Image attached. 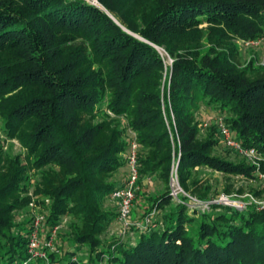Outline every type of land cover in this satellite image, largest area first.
I'll return each instance as SVG.
<instances>
[{"label":"trees","instance_id":"1","mask_svg":"<svg viewBox=\"0 0 264 264\" xmlns=\"http://www.w3.org/2000/svg\"><path fill=\"white\" fill-rule=\"evenodd\" d=\"M96 1L0 0V133L19 140L27 162L0 141V264L29 258L31 227L13 214L30 201L29 166L41 170L37 192L51 200L47 222L73 215L74 241L88 247L86 258L49 252L52 264H264V208L221 206L194 218L169 196L173 163L180 186L202 199L210 186L201 167L255 177L246 161L213 152L215 127L201 137L195 114L203 103L226 113L264 158V65L254 75L251 62L238 67L231 41L261 36L264 0ZM127 128L138 143V184L156 176L168 189L137 190L134 204L146 200L141 219L151 222L135 226L134 244L104 242L117 217L104 201L126 182L116 173L127 166Z\"/></svg>","mask_w":264,"mask_h":264},{"label":"rangeland","instance_id":"2","mask_svg":"<svg viewBox=\"0 0 264 264\" xmlns=\"http://www.w3.org/2000/svg\"><path fill=\"white\" fill-rule=\"evenodd\" d=\"M88 3L98 5L96 0H86ZM102 8V7H101ZM103 9V8H102ZM195 38V36H193ZM236 48L235 52V62L237 66L243 68L247 66L251 62V66L253 68L252 71H249L250 75H254L255 72L264 65V41L260 42L258 45H244L239 39L231 40ZM160 53L165 67H168L172 63V58L169 53L165 50L164 47H155ZM165 76V72H164ZM217 114V110L210 105L203 103L195 116L200 121L203 122L205 120H209L212 115ZM226 117L228 116L226 113H223ZM120 125H125L124 118L118 119ZM213 121L210 119L208 125L204 128L200 129V136H205L208 132L213 131L217 134L216 129H213ZM213 129V130H212ZM126 137L131 138L132 131L127 128L126 129ZM0 141L4 145V151L8 156H20L21 159H24V162L27 164L25 160L26 150L22 147L19 140L16 138H7L0 133ZM129 147L127 148L125 155H127ZM213 152L219 156L225 157L229 160L238 162V161H246L249 165L255 167V164L246 160L244 157L233 153L232 151L225 148L221 143L217 144L214 148ZM29 165V164H28ZM127 166L121 168L116 173V177L119 179H125L127 177ZM197 176L201 180L203 184H208L210 186L209 196L207 198H214L218 195H228L231 194L232 197L237 198L239 195L249 193L253 196L258 197L259 200H264V185L260 180L250 181L244 177L239 175H226L221 172L215 171L208 167H201L197 171ZM41 180V170H37V168H33L32 166L28 168V179H27V192L26 195L30 196V201L28 204L24 205L21 208H17L13 211L14 214V222L17 226L26 225L31 227L32 224L38 219H40V227H39V239L44 242L45 239L53 238V244L55 249L50 252H54V259L64 258L65 250L69 251L68 258L72 256H77L78 258H86L88 253V247L86 244H77L74 241L75 229L76 226H80V222L73 215L64 216L56 225H51L47 222V218L51 212L49 206L51 205L50 198H46L43 195L37 192V184ZM146 182V183H145ZM145 183V186H144ZM140 189L143 188L145 192V196H153L158 195L161 192L168 189L166 188L159 177L153 176L151 178H146L141 184H139ZM144 186V187H143ZM226 188L228 191H226ZM241 198V197H238ZM242 200H247L248 197L245 196L241 198ZM142 201L146 200H137L134 204V209L132 213V219L135 221H142ZM146 203V202H145ZM214 206L208 212H219L221 208L216 209ZM104 208L112 209L114 211L117 210L115 201L109 197L104 201ZM168 207H165L163 210L157 212L156 218L160 220V216L163 212H165ZM187 215L192 216L194 218H198L199 214H195L193 212L187 211ZM144 218V217H143ZM154 224L151 223V226ZM17 227V228H18ZM139 229L135 226H130L128 228H123L116 218H114L105 231L100 235V238L104 240V242L110 241L112 239H120L125 242H129L134 244L135 237L139 233ZM38 263L42 264L43 260L41 258L36 259Z\"/></svg>","mask_w":264,"mask_h":264},{"label":"built area","instance_id":"3","mask_svg":"<svg viewBox=\"0 0 264 264\" xmlns=\"http://www.w3.org/2000/svg\"><path fill=\"white\" fill-rule=\"evenodd\" d=\"M244 45H258L264 41V30L259 38L251 40H240ZM213 121V125L216 129L219 142L228 150L235 154L244 157L246 160L255 164L254 174L255 177L251 178L250 181L260 180L264 185V158L258 152L255 147L246 146L236 137L232 131L229 123L227 122L223 114H214L210 118ZM209 120L201 122L200 127L204 128L208 125ZM132 140L129 145L127 153V177L125 186L112 193L111 198L115 201L117 207V221L123 228H128L131 225L138 228H144L150 224L151 217L146 216L143 221H135L131 219V211L134 206V199L136 192L139 189L138 184V170H137V149L138 143L135 139V133L132 132ZM169 196L172 203L182 205L187 211L195 214H202L208 212L214 206L218 209L221 206H231L238 209H245L247 206L254 205L257 210L264 208V200H259L258 197L252 194L245 193L238 197L247 196V200L241 198H234L231 194L218 195L214 198L202 199L195 194H192L184 190L178 181L176 163L172 164L170 178H169ZM152 212L150 215H152ZM40 219L36 220L31 226L29 234V240L27 245V252L29 258L26 263L31 260L41 258L45 264H52L49 260L48 253L55 249L53 244V238L45 239L42 242L39 239V227Z\"/></svg>","mask_w":264,"mask_h":264},{"label":"water","instance_id":"4","mask_svg":"<svg viewBox=\"0 0 264 264\" xmlns=\"http://www.w3.org/2000/svg\"><path fill=\"white\" fill-rule=\"evenodd\" d=\"M106 13H108L107 11H106ZM109 16H111V15H109ZM134 36H137V35H134ZM156 47V46H155Z\"/></svg>","mask_w":264,"mask_h":264}]
</instances>
